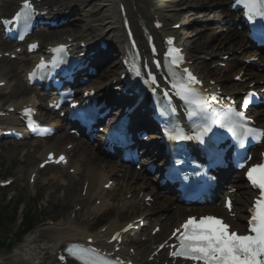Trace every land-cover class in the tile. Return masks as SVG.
<instances>
[{"label":"bare ground","instance_id":"6f19581e","mask_svg":"<svg viewBox=\"0 0 264 264\" xmlns=\"http://www.w3.org/2000/svg\"><path fill=\"white\" fill-rule=\"evenodd\" d=\"M97 5L94 7H89L86 13V19H85V26L84 30L80 33H74L73 35H67L64 38L59 39L58 41L61 42H69V38H73L72 41H76L77 45H79L81 42L87 43L88 41H92V39L95 37L96 39L107 37L112 41V48L116 50V52H122L125 48V30L122 25V16L120 12V2H123L125 4V10L127 12V15L131 21L133 31L139 40L140 43H143V36H142V26L148 27L153 29V21L158 19L164 23V26L160 30H153L156 36V39L158 36L162 34H176L179 38V41L182 43L187 44V55L189 58L197 57L198 61V55L194 54V49H191V47L188 45L189 43V34L184 33L182 36H180V32L177 30H173L171 28L172 24L176 23V21H173V17L176 15L175 11V2L172 0H134V3L132 0H96ZM221 2H224L225 4L230 0H219ZM88 2V0H42L40 5H54L57 7V10H54V15L62 16L66 15V11L68 8H70L71 5L77 6L78 8L84 7V5ZM12 1H6V4L8 5V8H2L1 14L6 15L9 12V7L11 6ZM142 3V4H141ZM135 6V8H134ZM100 13V18H97L93 13L96 12ZM179 15V14H178ZM221 16L223 18L228 19H235L233 14L231 12L229 13H222ZM101 20L102 23L96 24L95 22ZM228 32L224 34L223 41H219L220 43L217 44L216 47H223V52L230 51L229 59L230 62L226 63L227 68L226 71H232L240 72L244 65H242L239 68H236L234 61L236 59V56L234 54V50L236 48L241 49V52L246 54V48L247 43L241 39V33L239 31H236L233 29L231 25H227ZM240 38L238 41H236L237 38ZM1 44V42H0ZM92 49V48H91ZM196 49V47H195ZM207 51V50H204ZM222 52V53H223ZM33 56H29V58H32ZM98 58H100L99 54L97 55ZM20 60H24L22 56L18 57ZM259 60H261L262 63H264V60L259 57ZM222 61V60H219ZM93 62L96 63V60L93 58ZM206 65V64H204ZM264 69V66H263ZM5 70V69H4ZM108 70L110 72H115V68L109 67ZM13 73L16 77L19 75L17 71L9 70ZM7 70V72H9ZM104 74L101 75V77ZM205 82L209 85L208 79L209 77H214L218 83L222 80L221 70H207V72L203 73V75H200ZM242 79L243 82L240 83H234L233 85L223 84V90L225 94L230 95H238L243 88L244 85H247L249 80H255L256 87L259 89L264 88V73H259L255 70L251 69H244L242 73ZM117 78L118 77H114ZM259 79H263V83H259ZM2 80V78H0ZM5 80V79H4ZM113 79H111L112 82ZM118 82H116L117 84ZM239 84L242 87L235 88L234 85ZM110 87V86H109ZM214 89L215 86H212ZM105 91L103 87L97 86V94H101ZM264 95V92H262ZM27 102H31L36 106H40V103L36 101L33 96L30 95H23L20 98L16 99L9 105H15L17 109L22 107V104H26ZM114 114V113H113ZM138 114L137 110L134 112V117H136ZM254 117L258 124L260 126L264 127V112H261V110H257L254 112ZM13 120V118H11ZM61 119H57L56 123L48 122L52 125H60ZM0 123L3 124H10L8 121H6L4 118H0ZM16 124H18L16 122ZM152 137V136H151ZM157 138V137H156ZM65 140L66 142H72V148L69 151L70 152V164L67 168L73 167L74 173L78 175L76 189L80 184V181L83 180L87 181V188H86V196L87 198L91 199L92 196L97 195L100 197L102 201L101 206L93 207L92 212L98 213L99 211L106 209L104 207H107L110 205V199L108 195V191L103 188L104 183L108 181V179H113L114 176H117L119 166L116 165L114 162L106 159L100 152L99 148H95L92 145H89L87 142H84L82 139L75 138L72 136L69 132H63L61 134H56L51 138L46 139H35V141H41L44 142V149L41 151L40 156L42 158L44 157L47 150H54L56 149L58 151H64L65 150ZM35 171L34 169L30 171ZM30 173L28 177H30ZM241 176V177H240ZM235 180L232 183L233 186L237 187H244L238 180L242 178V175L236 174ZM243 179V178H242ZM115 180H118L117 183L111 186L110 190H112L113 194H116L117 191L122 192H133L135 193L139 189L145 190L149 189V191H145L144 197L150 193L154 196V202L156 200L161 199V203L157 207H153L152 209H145L144 208V198L143 200H122V204L120 209L118 210L117 216L109 221L106 224L104 231H99L95 233H90L89 228L93 225V222H89L88 225H83V223L86 219L82 216L79 212L76 213L75 218H68L63 219L59 221L53 226L47 227L46 230L49 229V233L45 234V237L48 239L44 247L38 248V251L34 254V258L32 264H55V251L58 248H61L63 243L67 240H81L85 241L87 237H93L95 244H101L104 243L107 247H112L111 245L105 243V240L110 237V235L120 228L123 227L124 221L121 220V217L123 215V212L125 210L131 211H139V216H144L143 219H150L151 221H157V223L161 224V227L164 226V220H160L158 215L154 216L153 218L149 217L150 213H156L157 211H161L160 215H165V219L173 220L176 223V226H178L180 220L177 221L179 216L184 212H190L193 213L194 211L189 208H185L183 206L178 205L176 210L172 209V206L174 204L172 197L164 196L161 193H159L156 189V184H149L147 180V176L140 174L139 172L131 170V168H125L121 172V177L116 178ZM152 187V188H151ZM242 193V195H240ZM246 194H250L251 196L254 194V192L246 189H240L235 194V218H229V221L232 223L233 228H240L242 226V221L245 218V214L242 211L244 207H242L246 203ZM66 198H68V202L66 204L67 208H70L74 205V203L83 202L84 198L80 197H69V193H66ZM251 200V199H250ZM198 209H203L202 207ZM155 215V214H154ZM138 217V216H137ZM135 217V218H137ZM132 220V219H131ZM138 224V223H137ZM172 230V226L170 228H161V232H166L165 237H167ZM144 233L147 234V228L143 230ZM151 243H156V237L155 236H148ZM152 251L151 244L149 246H146L144 248H138L136 250V253L134 255L128 253L127 250L122 249L121 252L127 255H132V259L137 261L138 264H147V257L148 254ZM31 255V254H30ZM138 255L140 257L138 258ZM164 255V251H161L157 258H161ZM151 263H156V259ZM2 259V264H17L16 259L12 260H5L4 258L0 257ZM30 264V263H29Z\"/></svg>","mask_w":264,"mask_h":264},{"label":"snow or ice","instance_id":"6c2138e0","mask_svg":"<svg viewBox=\"0 0 264 264\" xmlns=\"http://www.w3.org/2000/svg\"><path fill=\"white\" fill-rule=\"evenodd\" d=\"M235 2L244 6L249 20H253L256 17L264 19V0H235ZM33 11L34 9L28 0H24L21 10L15 14V19L23 16L27 23ZM0 23L7 27L12 23V20L4 19ZM20 38L23 39V35ZM168 43L171 45L172 40L169 39ZM35 47L37 45H30V49ZM62 50L63 46L53 49L54 52ZM179 53V49L169 50V55L172 56V64L178 65L183 61V57ZM43 66L44 62L41 61L38 67ZM183 71L187 79L180 83H173L172 87L176 90V94L189 106L188 115L203 116L206 121L202 125L199 134L195 137L197 140L202 141L203 136L210 132L213 126L226 129L233 137L239 140L241 145H243L244 141L240 137H243L245 132L254 135L257 139L264 136V130L247 127V120L242 112L230 110L229 115L220 117L210 112L207 99L193 87L199 81L187 69ZM136 75H140L138 70ZM145 83L147 84L148 81H145ZM151 83H156L155 77L151 78ZM247 104L248 99L245 98L244 106L246 107ZM26 111L30 113L31 110ZM172 111L175 110L172 109ZM161 114L163 115L164 113L162 112ZM31 123L29 126H31ZM170 138L185 140L192 137L186 136L182 129L176 128ZM60 160H64V157L61 156ZM239 167H244V165L240 164ZM247 178L251 185L259 190L254 206L250 209L251 216L248 220L247 233L238 234L237 231L230 230L229 224L216 216L189 217L172 234L178 241L177 245H173L175 250L171 253L172 256L200 262V264H264V163H259L249 168L247 170ZM227 206L230 209L231 203L228 202ZM128 227L131 228L132 225ZM119 235V233H116L112 239L118 240ZM69 252L76 259L83 261V264H98V261L93 258L94 249H79L78 251L69 249ZM102 264H107V261H103Z\"/></svg>","mask_w":264,"mask_h":264},{"label":"rangeland","instance_id":"374dc122","mask_svg":"<svg viewBox=\"0 0 264 264\" xmlns=\"http://www.w3.org/2000/svg\"><path fill=\"white\" fill-rule=\"evenodd\" d=\"M177 3V7H180L182 5H187L188 9L184 10L183 15H181L178 18H175L176 20L183 23V28L181 31L189 32L191 33L190 37L194 43L198 47H203L206 45L207 41L211 39L214 33L221 30L220 25L218 23V19H220L221 12L225 11V7H222L223 4L218 2L217 0H174ZM97 3L96 0H92V3L90 6H95ZM210 6V8H208ZM217 10V11H216ZM98 16L99 14L96 13ZM84 20L83 12L78 13V17L73 20V23L75 27L78 25H75V23L82 24ZM78 29V27H77ZM218 35L217 37H219ZM216 43V40L212 42L210 45V49L214 47V44ZM203 54V53H200ZM4 60H0V71L2 68L7 67L9 68L10 65L14 64L15 69L19 73V79L16 78L14 75L5 76V72H0L2 77H7L8 79V85L4 90L2 91V102L3 104H7L10 102H13L16 98L21 97V95L24 92V80L22 77V74L20 72V69L18 68V65L11 61L10 63L3 62ZM208 67L213 69V67L208 64ZM196 68L200 72H204L205 69L198 63L196 65ZM230 77V75H229ZM21 88H23V91H21ZM30 94V93H29ZM43 146V143H42ZM41 145L38 147V150L41 149ZM28 150V155L25 157H21L20 154L23 151ZM24 159V164H21L19 162V159ZM38 153L33 148V143H27V144H8L5 142L3 145H0V166L3 167V172L7 173L8 175H12L13 177L17 178L16 184L12 186L10 189H16L18 190V196L25 195L26 202L31 201L32 194L35 191H38V194L41 192L45 193V197L41 201V214H45L44 217L45 224L40 226L36 229V231L32 235H28L24 241L25 242V248L22 250H19L16 252V249L11 254H6L4 252H1L0 255L4 257L10 256V258H16L20 257L22 260L18 261L19 263L26 264L32 259L27 260L29 258V254L35 253L37 250V247H43L46 243V237H44V234L48 233V231L45 230L47 226H53V224L49 225L48 222L50 218L56 220V219H67L72 216V214L75 212V209L67 208L66 204L68 200L66 197H64L66 192L73 193V196H78L81 192L80 185L77 187L76 191L75 184L76 179L74 176H71V180L69 181L67 186H64L60 180L56 181L54 179V174H59L60 171L58 170H49L48 172H44L41 175V178L39 179L38 183L36 184V187L29 186L30 183L27 184V174L31 168V166L37 162ZM7 177V176H4ZM52 183L51 186H47V183ZM51 191H54L50 196L49 193ZM47 195V196H46ZM72 196V195H71ZM29 197V199L27 198ZM128 198V197H127ZM90 204V203H89ZM93 204V201L91 205ZM117 209V207H115ZM34 212L39 213L40 211L34 210ZM84 212V210H82ZM115 210H112L108 216L104 215L99 217V219L104 218L108 219V217H113L115 214ZM84 214H82L83 216ZM131 215V214H130ZM124 215V220H128L135 215ZM42 216V215H41ZM84 217V216H83ZM89 221H93L91 218L88 219ZM87 225V224H85ZM168 225V224H167ZM13 227H16V224L13 225ZM94 227L90 228V231L93 230ZM162 238V235H160V238ZM23 243L18 245V248L22 247ZM33 255V254H32ZM12 256V257H11ZM31 257V256H30ZM34 257V256H33Z\"/></svg>","mask_w":264,"mask_h":264},{"label":"trees","instance_id":"16d2710c","mask_svg":"<svg viewBox=\"0 0 264 264\" xmlns=\"http://www.w3.org/2000/svg\"><path fill=\"white\" fill-rule=\"evenodd\" d=\"M4 211H5L4 208H0V226L6 229V228L8 227L9 221H5V219H4L6 216L8 217V215L5 214ZM8 219L10 220L9 217H8ZM12 220H13V219H12ZM12 220H10V221H12ZM24 225H25L27 228L30 227V225H31V220H26L25 223H24ZM0 244H5L4 239L2 240V239L0 238ZM7 245H8V247L11 246V244H7Z\"/></svg>","mask_w":264,"mask_h":264}]
</instances>
